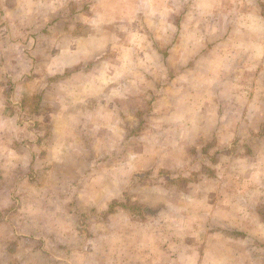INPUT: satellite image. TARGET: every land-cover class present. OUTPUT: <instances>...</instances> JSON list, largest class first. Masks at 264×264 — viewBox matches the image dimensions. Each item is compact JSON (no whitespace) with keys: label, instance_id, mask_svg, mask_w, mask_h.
<instances>
[{"label":"clouds","instance_id":"obj_1","mask_svg":"<svg viewBox=\"0 0 264 264\" xmlns=\"http://www.w3.org/2000/svg\"><path fill=\"white\" fill-rule=\"evenodd\" d=\"M0 264H264V0H0Z\"/></svg>","mask_w":264,"mask_h":264}]
</instances>
